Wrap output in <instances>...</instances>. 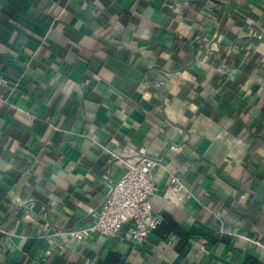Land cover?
Returning a JSON list of instances; mask_svg holds the SVG:
<instances>
[{
	"label": "crops",
	"instance_id": "1",
	"mask_svg": "<svg viewBox=\"0 0 264 264\" xmlns=\"http://www.w3.org/2000/svg\"><path fill=\"white\" fill-rule=\"evenodd\" d=\"M0 70V264H264V0H0ZM145 156L189 242L78 240Z\"/></svg>",
	"mask_w": 264,
	"mask_h": 264
},
{
	"label": "built area",
	"instance_id": "2",
	"mask_svg": "<svg viewBox=\"0 0 264 264\" xmlns=\"http://www.w3.org/2000/svg\"><path fill=\"white\" fill-rule=\"evenodd\" d=\"M20 81L11 80L0 70V89L9 87L15 89L20 85ZM123 161L126 170L112 184L106 200L95 214L92 223L73 231L78 240L96 233L103 236H116L125 224L131 222L130 235L133 244L135 247H140L152 231L161 224L162 220L155 215L151 200L157 193L154 175L155 169L161 162L150 156ZM167 189L175 197H179L187 186L180 174L169 172ZM252 242L260 243V240L253 238Z\"/></svg>",
	"mask_w": 264,
	"mask_h": 264
},
{
	"label": "trees",
	"instance_id": "3",
	"mask_svg": "<svg viewBox=\"0 0 264 264\" xmlns=\"http://www.w3.org/2000/svg\"><path fill=\"white\" fill-rule=\"evenodd\" d=\"M158 233L165 235L174 233L180 237L178 250H181L185 244L189 242L188 233L182 229V227L174 220L173 216L169 213L164 214V219L156 230ZM214 239H217L214 237ZM107 264H125L123 259L116 253H111L107 259ZM245 264H263L253 258H246Z\"/></svg>",
	"mask_w": 264,
	"mask_h": 264
}]
</instances>
